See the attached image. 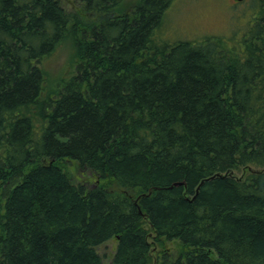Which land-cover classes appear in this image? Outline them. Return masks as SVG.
I'll return each instance as SVG.
<instances>
[{
    "label": "trees",
    "instance_id": "trees-1",
    "mask_svg": "<svg viewBox=\"0 0 264 264\" xmlns=\"http://www.w3.org/2000/svg\"><path fill=\"white\" fill-rule=\"evenodd\" d=\"M171 1L0 0V264H103L109 239V264H264V0L229 44L159 43Z\"/></svg>",
    "mask_w": 264,
    "mask_h": 264
},
{
    "label": "rangeland",
    "instance_id": "rangeland-1",
    "mask_svg": "<svg viewBox=\"0 0 264 264\" xmlns=\"http://www.w3.org/2000/svg\"><path fill=\"white\" fill-rule=\"evenodd\" d=\"M124 9L129 11L138 0H119ZM257 0H172L162 18V22L154 31V39L161 42H175L189 40L198 42L208 38H222L229 44L232 38H237L252 22L257 12ZM67 10H75L80 3L78 0H60ZM91 16L92 14L89 13ZM87 14V16H90ZM70 44L59 43L56 48L41 60L42 67L46 70V87L55 89L59 79L67 78L72 72ZM66 170L74 182L83 181L92 184L93 177L87 170H79L72 160L66 161ZM231 174L240 176V171L231 170ZM152 255L158 252L159 246L151 239ZM115 240L109 239L96 247L101 255L103 264H109L114 251ZM163 247L176 252L175 241H164Z\"/></svg>",
    "mask_w": 264,
    "mask_h": 264
},
{
    "label": "water",
    "instance_id": "water-1",
    "mask_svg": "<svg viewBox=\"0 0 264 264\" xmlns=\"http://www.w3.org/2000/svg\"><path fill=\"white\" fill-rule=\"evenodd\" d=\"M236 1H241V0H236ZM174 185H176V184H179V183H173Z\"/></svg>",
    "mask_w": 264,
    "mask_h": 264
},
{
    "label": "flooded vegetation",
    "instance_id": "flooded-vegetation-1",
    "mask_svg": "<svg viewBox=\"0 0 264 264\" xmlns=\"http://www.w3.org/2000/svg\"><path fill=\"white\" fill-rule=\"evenodd\" d=\"M234 1V3H237L238 1H236V0H233Z\"/></svg>",
    "mask_w": 264,
    "mask_h": 264
}]
</instances>
